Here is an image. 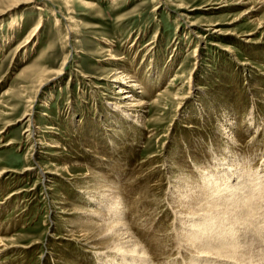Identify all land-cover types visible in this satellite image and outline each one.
<instances>
[{"label":"rangeland","instance_id":"rangeland-1","mask_svg":"<svg viewBox=\"0 0 264 264\" xmlns=\"http://www.w3.org/2000/svg\"><path fill=\"white\" fill-rule=\"evenodd\" d=\"M17 2L0 0V264L110 262L114 252L77 240L93 217L77 208L100 210L91 172L121 187L155 262L189 264L170 166L196 178L223 158L264 170L263 0ZM111 55L150 80L144 128L106 104Z\"/></svg>","mask_w":264,"mask_h":264},{"label":"bare ground","instance_id":"bare-ground-1","mask_svg":"<svg viewBox=\"0 0 264 264\" xmlns=\"http://www.w3.org/2000/svg\"><path fill=\"white\" fill-rule=\"evenodd\" d=\"M252 9H246L245 13L251 12ZM259 25L263 26L264 20ZM38 28L37 25L34 30ZM74 31V28H70L69 32ZM213 32L220 31L214 28ZM251 33L253 32L247 34ZM245 40L249 41L251 38L247 36ZM28 43L26 39L24 44ZM66 59L56 72L57 75L63 72ZM110 59L114 60V66L117 67V71L109 80L113 87L116 85V91L112 97L114 99L107 100L106 104L122 121L130 120L136 126L140 125L144 128L141 109L147 103L144 97L148 96V92L141 86L148 87L150 80L145 78L147 80L143 81L135 72L129 71L130 68L126 64L120 65L118 62L121 60L120 57L111 55ZM146 89L150 90L149 87ZM26 116L28 121L33 122L31 111ZM42 142L40 141L39 144L44 145ZM227 159H215L213 169L206 171L205 168H201L204 170L197 178L177 166H170L173 171L168 170L173 213L178 217L182 228L177 233V240L179 247L185 250V254L192 257L189 264H263L262 261L264 262L263 257L255 259L258 255L264 256V250L258 251L259 247L263 248L264 243V237L260 235L259 229L260 219H264V170H249L245 173ZM28 170H32V167ZM48 173L56 172L48 170ZM91 174L85 175L87 177L91 175L92 179L88 181L92 182V185L89 187H92L91 191L96 193V197L91 195L90 202L98 205L100 210L87 207L82 211L81 207L77 208V213L93 215V217L89 215L91 218L88 217L89 219L86 220L87 229L81 227V230L77 231V240L86 244L92 242L91 245L94 247L103 246L100 248L114 252V255L102 256V259H111L108 264H158L154 260L157 259L154 258L157 254L152 253L150 244L146 245L147 243L135 239L134 233L129 230L130 222L126 219V205L121 187L109 181L106 175L97 172ZM233 174L234 181H228L229 176ZM95 218H99L98 221H94ZM251 223L255 229L252 228ZM257 236H261L262 239ZM101 261L100 263L104 264V260Z\"/></svg>","mask_w":264,"mask_h":264}]
</instances>
